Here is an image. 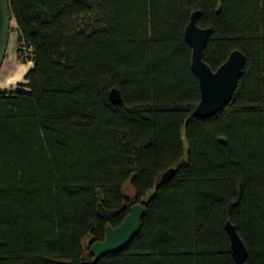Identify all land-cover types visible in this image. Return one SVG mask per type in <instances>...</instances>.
Returning <instances> with one entry per match:
<instances>
[{"label":"trees","instance_id":"16d2710c","mask_svg":"<svg viewBox=\"0 0 264 264\" xmlns=\"http://www.w3.org/2000/svg\"><path fill=\"white\" fill-rule=\"evenodd\" d=\"M10 5L33 67L28 90L0 89V264H235L228 221L247 264H264V0ZM196 11L214 71L246 56L232 101L206 119L184 37ZM136 203L140 233L96 261L92 244Z\"/></svg>","mask_w":264,"mask_h":264},{"label":"water","instance_id":"95a60500","mask_svg":"<svg viewBox=\"0 0 264 264\" xmlns=\"http://www.w3.org/2000/svg\"><path fill=\"white\" fill-rule=\"evenodd\" d=\"M10 0H0V69L5 61L9 33L11 29ZM199 12L192 13L185 28V41L191 46V68L198 78L200 101L194 109L193 115L198 118H210L222 111L233 99L238 83L242 78L246 65V56L239 50H233L226 61L217 70H213L205 61V49L212 34L210 27L197 24ZM113 103L119 104L122 95L114 88L109 93ZM145 207L141 203L134 204L122 223L113 228L108 226L104 240L92 244L91 250L98 261L102 257L125 250L132 239L141 230V223ZM226 229L230 236L232 256L235 264H247L248 248L237 231L236 226L228 221Z\"/></svg>","mask_w":264,"mask_h":264},{"label":"rangeland","instance_id":"374dc122","mask_svg":"<svg viewBox=\"0 0 264 264\" xmlns=\"http://www.w3.org/2000/svg\"><path fill=\"white\" fill-rule=\"evenodd\" d=\"M17 25L14 21L11 23V29L9 33V44L3 66L0 69V89L1 90H28L27 80L25 79L27 69L33 67L31 60L32 54L25 46H22V57H19L18 48L20 46L18 41ZM27 66V67H25ZM23 68V73L19 74V71ZM28 70V71H29ZM123 193L129 197L132 201L136 198V192L130 181L124 184ZM89 238L85 240V245L89 244Z\"/></svg>","mask_w":264,"mask_h":264},{"label":"bare ground","instance_id":"6f19581e","mask_svg":"<svg viewBox=\"0 0 264 264\" xmlns=\"http://www.w3.org/2000/svg\"><path fill=\"white\" fill-rule=\"evenodd\" d=\"M23 68L19 71V74L18 75H20V74H22L23 73Z\"/></svg>","mask_w":264,"mask_h":264},{"label":"crops","instance_id":"0c3cea01","mask_svg":"<svg viewBox=\"0 0 264 264\" xmlns=\"http://www.w3.org/2000/svg\"><path fill=\"white\" fill-rule=\"evenodd\" d=\"M25 67H27V66H25ZM28 70H29V66H28V69H27V72H28ZM27 74V73H26ZM25 76V75H24Z\"/></svg>","mask_w":264,"mask_h":264}]
</instances>
